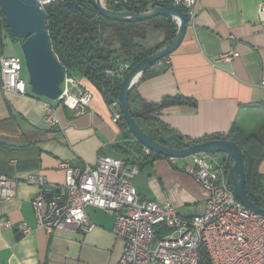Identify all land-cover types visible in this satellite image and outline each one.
Here are the masks:
<instances>
[{
    "label": "crops",
    "instance_id": "0c3cea01",
    "mask_svg": "<svg viewBox=\"0 0 264 264\" xmlns=\"http://www.w3.org/2000/svg\"><path fill=\"white\" fill-rule=\"evenodd\" d=\"M261 4L264 0H199L195 23L188 24L185 38L173 54L153 66L148 75L141 76L130 94V107L140 110L143 102L161 104L166 98H187L190 103L166 106L159 117V124L184 141L202 142L227 135L232 129L247 137H263ZM3 31L0 52L6 54L7 38L14 42L10 56H22L21 41ZM165 40L162 30L148 26L141 43L154 47ZM232 48L239 52L238 57L231 63H215ZM115 49L113 58L121 62L125 56L121 59L119 46ZM24 68L22 76L27 80ZM78 82L93 93L91 104L80 114L66 106L59 107L58 126H51L44 117L47 104L58 107L60 102L35 94L29 85L26 95L0 88V176L18 180L16 197L0 201V218L31 228L27 235H20L15 228L0 229V264H118L124 243L113 232V214L87 207L95 228L86 234L75 229L47 234L38 228L32 200L39 187L29 184L27 178L31 173L41 174L49 183L62 185L66 181V173L59 168L62 162L95 165L100 154H132L139 163L134 182L142 198L160 204L170 200L182 217L205 212L208 193L183 171L185 161H143L144 155L132 146L136 138L127 137L113 122L114 109L107 95L85 77L81 76ZM139 124L151 136L160 129ZM259 173L264 178V159Z\"/></svg>",
    "mask_w": 264,
    "mask_h": 264
},
{
    "label": "built area",
    "instance_id": "2783aa9c",
    "mask_svg": "<svg viewBox=\"0 0 264 264\" xmlns=\"http://www.w3.org/2000/svg\"><path fill=\"white\" fill-rule=\"evenodd\" d=\"M39 1L45 7L55 0ZM99 2L112 10L110 5L120 6L124 11L134 7L132 0ZM170 3L183 8L188 24L195 23L199 0H152L154 6L150 4L141 13ZM260 11H264V4ZM173 19L178 30L180 20ZM0 22L1 27L2 19ZM239 55L236 48H232L215 63H231ZM132 67L119 63L107 73L122 81ZM23 68V56H6L0 52V88L26 95L28 81L22 76ZM261 87L264 88V80ZM61 88L58 107L46 105L44 118L51 126L60 125L59 107L66 106L80 114L93 99V93L83 89L69 70ZM111 106L113 122L119 124L123 117L119 99ZM137 142L132 140V145ZM142 151L152 154L144 146ZM219 156L224 157L222 154L198 153L183 159V171L208 193L205 212L190 218L179 215L170 200L160 204L140 196L134 182L139 163L132 154L120 157L100 154L95 165L62 162L59 168L66 173V181L58 186L49 183L41 174L31 173L27 182L39 187L32 200L38 228L47 234L69 229L89 233L95 228L87 213V207L92 206L115 216L113 232L124 243L118 264H264V216L239 201L226 173L225 162L219 161ZM169 159L174 163L182 160ZM17 185L18 180L0 176V201L14 199ZM6 228H15L20 235L31 232L25 223L16 226L9 219L0 218V229Z\"/></svg>",
    "mask_w": 264,
    "mask_h": 264
},
{
    "label": "water",
    "instance_id": "95a60500",
    "mask_svg": "<svg viewBox=\"0 0 264 264\" xmlns=\"http://www.w3.org/2000/svg\"><path fill=\"white\" fill-rule=\"evenodd\" d=\"M87 1L95 12L87 9V3L79 0H69L66 5L76 13L84 14L89 18L97 15L108 20L141 22L158 16H169L180 20L176 36L158 52L135 64L122 80L119 87V102L124 120L136 140L154 154L177 159L188 158L198 153L224 154L230 157L233 160V165L228 171V176L237 198L246 208L264 216V208L255 205L248 195L245 154L236 142L213 139L197 142L184 148L170 146L172 142L176 143L179 139L165 133H158L155 136L149 135L131 113L129 96L141 76L149 68L173 54L185 38L189 19L183 8L178 4L170 3L137 14L132 11H117L106 8L100 4L99 0ZM0 9L5 16L8 28L21 41L24 66L28 73V85L35 94L51 101H57L62 95L61 85L65 80L67 70L53 51L47 29L45 8L41 6L39 0H0ZM80 29L83 30L82 27ZM79 49L83 51L85 58H92L90 49L85 46V42L79 43ZM114 89L118 90V86ZM107 100L109 104H113L115 99L108 93Z\"/></svg>",
    "mask_w": 264,
    "mask_h": 264
},
{
    "label": "trees",
    "instance_id": "16d2710c",
    "mask_svg": "<svg viewBox=\"0 0 264 264\" xmlns=\"http://www.w3.org/2000/svg\"><path fill=\"white\" fill-rule=\"evenodd\" d=\"M69 0H55L54 2L46 5L45 12L47 15L48 33L50 36L53 51L64 67L69 70L74 68L81 73L90 83H92L98 90L104 92L105 95L110 93L114 99H119V87L121 86V79L111 77L107 73L109 70L114 69L119 63H127L134 66L144 58L158 52L165 45H167L177 33V26L172 17L158 16L152 19L141 22H123L108 20L104 17L95 15L89 18L84 14L76 13L74 10L68 8L66 2ZM87 3V9L92 12L95 10L90 7L87 0H79ZM134 7L130 11L140 14L146 7L152 4V0H132ZM121 7H116L115 10L120 11ZM129 9V8H128ZM2 12V11H1ZM3 13V12H2ZM149 25L155 30H162L165 33V42L154 47H146L141 42L135 40L140 38L144 40L146 37V29L143 27ZM105 26H110L114 29L115 40L109 42L104 38L102 30ZM82 27L83 30H79ZM6 29L10 36L17 39L11 30L8 28L4 19V26L0 27V35L2 29ZM1 40V39H0ZM19 40V39H17ZM85 42V46L90 49L92 58H85L83 51L79 49V43ZM114 44L119 45L121 51L126 57L121 62H117V58L113 55L117 53ZM151 68H149L144 76L148 75ZM118 86V90L114 88ZM131 95L129 96V102ZM191 100L182 97L166 98L161 104H151L143 102L140 110H134L130 107L133 117L140 123L146 125H156L160 129L158 133H166L169 136H175L179 139L178 142L171 144L178 148H184L198 141H184V139L170 131L165 126L159 124L160 112L166 106L175 104H187ZM120 127L127 137L132 135L129 126L127 125L124 117L119 122ZM221 139L232 140L236 142L245 154L246 161V187L251 201L264 208V187L263 177L259 173V166L264 159V136H245L236 129H232L229 134H220L209 138V140ZM208 139L205 138V141ZM133 146V145H132ZM134 148L142 153L143 161H151V159L166 158L158 154H145L143 153V145L137 142ZM225 169L228 174L229 169L233 164V160L225 157ZM232 184V183H231Z\"/></svg>",
    "mask_w": 264,
    "mask_h": 264
},
{
    "label": "rangeland",
    "instance_id": "374dc122",
    "mask_svg": "<svg viewBox=\"0 0 264 264\" xmlns=\"http://www.w3.org/2000/svg\"><path fill=\"white\" fill-rule=\"evenodd\" d=\"M0 19H2V26H4V19H5V16H4V14L1 12V9H0ZM1 23V22H0ZM149 25H145L143 28L144 29H146V31H147V27H148ZM3 30H5V31H3V33H4V35H6L7 36V34L9 35V33H8V31L4 28ZM102 34H103V36H104V38L105 39H107L109 42H113L114 40H115V37H114V29L112 28V27H110V26H105L104 28H103V30H102ZM146 38V37H145ZM10 40V41H9ZM9 40H7V38L5 39V41H4V43H5V49H6V56H10L12 53H10V50L13 48V45H14V42H12V40L11 39H9ZM135 40H137L138 42H142L143 40H141L140 38H136ZM116 46H119L118 44H114V47H116ZM21 47V46H20ZM20 54H22L21 52H19ZM120 54H121V59L125 56V55H122L123 53L122 52H120ZM22 56H23V54H22ZM126 57V56H125ZM125 57H124V59H125ZM69 73H70V75L75 79V80H79L80 78H81V73L78 71V70H75L74 68H70L69 69ZM24 75L28 78V74H27V72H26V68H24ZM58 101V100H57ZM143 124H141V126H142ZM143 127V129H145L146 131H147V129H146V127H144V126H142ZM224 157L222 158V157H218L219 158V161H222V162H225V160H226V155H224V154H222ZM217 158V159H218ZM233 165V164H232ZM224 166H225V164H224Z\"/></svg>",
    "mask_w": 264,
    "mask_h": 264
}]
</instances>
